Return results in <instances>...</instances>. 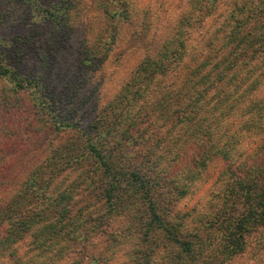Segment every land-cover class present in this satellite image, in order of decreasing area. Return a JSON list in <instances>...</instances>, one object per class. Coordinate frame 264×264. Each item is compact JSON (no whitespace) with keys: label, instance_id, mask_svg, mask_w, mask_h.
I'll return each instance as SVG.
<instances>
[{"label":"trees","instance_id":"16d2710c","mask_svg":"<svg viewBox=\"0 0 264 264\" xmlns=\"http://www.w3.org/2000/svg\"><path fill=\"white\" fill-rule=\"evenodd\" d=\"M33 3L38 23L20 15L17 31L0 30V80L28 92L23 118L54 137L0 203V264H63L73 252L90 264L118 252L123 264H231L248 248L264 260V0H188L104 104L82 88L120 30L78 55L82 77L52 78L48 52L84 2ZM99 4L130 20L129 0ZM11 17L0 11V28Z\"/></svg>","mask_w":264,"mask_h":264},{"label":"rangeland","instance_id":"374dc122","mask_svg":"<svg viewBox=\"0 0 264 264\" xmlns=\"http://www.w3.org/2000/svg\"><path fill=\"white\" fill-rule=\"evenodd\" d=\"M129 1L131 14L128 22H121L118 19L112 21L106 17L99 9L100 0H83L85 7H82L83 4L77 5L78 10L70 13L64 29L69 33L73 31V34L68 36L66 33V37L63 34L55 44L58 46L57 50L48 52L49 61H53V67L55 66L48 75L53 78L65 72V75L70 77L74 72L76 75L72 79L82 77L85 67L83 68L82 63L78 64L80 62L78 55H82L86 47H92L94 42H110L109 40L115 37L114 32L120 30L117 40L111 44L107 54L101 56L98 67L89 70L90 79L85 81L86 84L84 82L82 88V92L94 93L96 100L101 104L114 97L123 83L133 75L141 58L148 51L157 48L171 34L172 26L188 3V0ZM0 11L12 15L10 20L1 24L0 30L3 33L4 28L6 26L10 28L11 24H15L13 19L20 15L25 18L24 24L32 22L33 15L37 23L40 21L38 14H41V11L33 0H0ZM12 29L17 31L18 26L11 27L10 30ZM30 61V58L25 59L26 63ZM66 76L60 75L63 79H66ZM2 82L0 80V169L3 170L5 178L0 177V180H5L7 187H0V191L3 192L0 203L7 200L21 185L28 170L45 157L44 147L51 137H54L49 131L41 130L40 124L29 125L27 124L29 119L23 118L22 105L27 101L31 103L28 92L7 94L2 88ZM70 137L75 139L73 133H66L63 139ZM23 139H26L24 143H18ZM212 189L213 185L210 182L202 184L199 195H204ZM252 243H256L254 239ZM17 247L19 254L22 255L29 245L27 242H20ZM254 249L248 248L231 264H264V260L257 258V251ZM81 257L78 252H73L63 264H90L86 258V261H81L83 260ZM4 260L10 263L12 257L5 256ZM126 260L127 255L118 252L109 264H123ZM95 264L101 263L98 261Z\"/></svg>","mask_w":264,"mask_h":264}]
</instances>
